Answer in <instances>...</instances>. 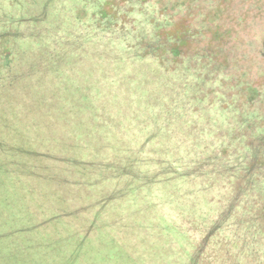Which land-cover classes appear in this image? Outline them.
Instances as JSON below:
<instances>
[{"label": "trees", "instance_id": "1", "mask_svg": "<svg viewBox=\"0 0 264 264\" xmlns=\"http://www.w3.org/2000/svg\"><path fill=\"white\" fill-rule=\"evenodd\" d=\"M0 169V264H264V0H0Z\"/></svg>", "mask_w": 264, "mask_h": 264}, {"label": "rangeland", "instance_id": "2", "mask_svg": "<svg viewBox=\"0 0 264 264\" xmlns=\"http://www.w3.org/2000/svg\"><path fill=\"white\" fill-rule=\"evenodd\" d=\"M15 177H16V174H15V172H12V170L7 172V171H2L0 169V188H1V186L4 185L2 183L4 180H5V183L8 184V181L9 180H13ZM16 201L18 203H17V205L15 207L17 209H18V207L19 208L21 207L22 210H24V213H25L24 215H26L25 216L26 222L31 223V225L34 224L36 221L41 223V221H40L41 217L38 218V216H37L39 214L30 211L31 206H33L35 204L34 198H27V197L23 196L21 194V192H19L18 196L16 198ZM52 224H53V222L50 223V225H52ZM43 231H44L43 234L46 235V238H48L50 236V234H51V238H52L53 241H54V239H56V238L58 239L59 237L63 236L62 240L57 241L56 243H54L56 245V247L53 246V245L47 246V247H50V248H48V250H52V252H51L52 254L56 253L57 249L59 250V252L61 254H64L65 246H68L69 249H72V251L75 253V256L77 254L82 253L83 251H86V250L89 249L88 246L84 245L81 242L82 238L81 237H77V238L73 237L72 235H74V233L71 230H69V229L68 230L59 229V230H55V232H54L53 228L46 227V229L43 230ZM9 236H11V235H8V237ZM124 245H125V242H124ZM2 250H4V249L1 248V251ZM127 253L129 254L128 251H127ZM32 256H34V254H32ZM92 256L89 255L88 258H91ZM64 257H65V255H63V258ZM117 259H118L119 262H122V263L126 262L127 261L126 253H124L123 251L122 252H118L117 253ZM67 260H69V259H67ZM92 260H93V262L90 261L89 259L85 258V256H83L81 258L80 262L78 261L77 263H73V264H102L103 263V261L99 260L98 258H97V261L95 259H92ZM29 261H30V263H35V264H43L44 263L43 258H41L39 256H35V261H33V257L29 258V256H28L27 263H29ZM15 264H17V263H15Z\"/></svg>", "mask_w": 264, "mask_h": 264}]
</instances>
